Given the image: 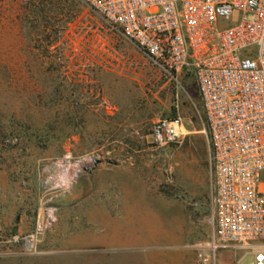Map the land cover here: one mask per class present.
<instances>
[{"label": "rangeland", "instance_id": "1", "mask_svg": "<svg viewBox=\"0 0 264 264\" xmlns=\"http://www.w3.org/2000/svg\"><path fill=\"white\" fill-rule=\"evenodd\" d=\"M169 116L187 134L159 145ZM69 154L83 161L65 193L44 169ZM214 227L194 74L164 72L79 0H0V264L253 263L242 246L205 262Z\"/></svg>", "mask_w": 264, "mask_h": 264}, {"label": "built area", "instance_id": "2", "mask_svg": "<svg viewBox=\"0 0 264 264\" xmlns=\"http://www.w3.org/2000/svg\"><path fill=\"white\" fill-rule=\"evenodd\" d=\"M164 72L190 70L206 115L215 227L208 252L254 250L264 264V0H79ZM187 134L180 116L151 126L159 145Z\"/></svg>", "mask_w": 264, "mask_h": 264}, {"label": "clouds", "instance_id": "3", "mask_svg": "<svg viewBox=\"0 0 264 264\" xmlns=\"http://www.w3.org/2000/svg\"><path fill=\"white\" fill-rule=\"evenodd\" d=\"M82 161L83 158H80L73 163L70 154L58 158L53 164L44 169L47 173L45 183L51 184L54 188L60 189L65 193L70 192L76 181L71 169L78 167Z\"/></svg>", "mask_w": 264, "mask_h": 264}, {"label": "bare ground", "instance_id": "4", "mask_svg": "<svg viewBox=\"0 0 264 264\" xmlns=\"http://www.w3.org/2000/svg\"><path fill=\"white\" fill-rule=\"evenodd\" d=\"M33 237H29L28 239H27V242H28V246L29 247H33V239H32Z\"/></svg>", "mask_w": 264, "mask_h": 264}, {"label": "water", "instance_id": "5", "mask_svg": "<svg viewBox=\"0 0 264 264\" xmlns=\"http://www.w3.org/2000/svg\"><path fill=\"white\" fill-rule=\"evenodd\" d=\"M108 163H113V164H116V162H112V161H108Z\"/></svg>", "mask_w": 264, "mask_h": 264}]
</instances>
